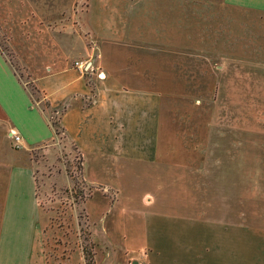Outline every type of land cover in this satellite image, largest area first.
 Segmentation results:
<instances>
[{
	"label": "rangeland",
	"instance_id": "obj_1",
	"mask_svg": "<svg viewBox=\"0 0 264 264\" xmlns=\"http://www.w3.org/2000/svg\"><path fill=\"white\" fill-rule=\"evenodd\" d=\"M0 53L54 131L28 152L39 202L51 210L50 264H85L82 253L93 264L138 257L90 226L88 201L109 216L117 198L83 180L62 109L36 86L62 63L82 62L91 85L111 65L128 87L161 94L164 145L176 153L167 164L130 167L124 190L137 204L153 195L159 209L237 226L232 236L264 245V10L224 0H0ZM5 173L0 163V211ZM122 211L125 219L137 210Z\"/></svg>",
	"mask_w": 264,
	"mask_h": 264
},
{
	"label": "crops",
	"instance_id": "obj_2",
	"mask_svg": "<svg viewBox=\"0 0 264 264\" xmlns=\"http://www.w3.org/2000/svg\"><path fill=\"white\" fill-rule=\"evenodd\" d=\"M224 1L264 10V0ZM101 67L99 78L93 73L94 85L86 81L82 68L72 63L49 68L35 81L50 106L62 109L59 124L81 155L83 180L111 188L117 198L109 216L101 213L96 200L88 201L86 213L92 231L101 230L102 240L113 247L137 251L133 264H264V245L256 244L253 238L232 236L237 226L159 209L153 195L143 206L132 198L133 191L124 190L131 166L167 164L176 152L169 153L164 145L161 94L128 87L111 65ZM11 132L20 135L18 142L10 137ZM0 137L6 142V147H0V163L6 165L0 264H50L46 240L53 231L51 210L39 202L28 152L52 141L54 131L39 102L32 101L1 53ZM130 204L137 211L122 219V208ZM81 258L85 264H93L83 253ZM101 258L95 264L105 262ZM121 260L114 254L113 262L123 263Z\"/></svg>",
	"mask_w": 264,
	"mask_h": 264
},
{
	"label": "built area",
	"instance_id": "obj_3",
	"mask_svg": "<svg viewBox=\"0 0 264 264\" xmlns=\"http://www.w3.org/2000/svg\"><path fill=\"white\" fill-rule=\"evenodd\" d=\"M75 64H76L79 68H84V65H83L82 62H76ZM10 137H11L15 142H18L19 139H20L19 135H18L17 133H15V132H11Z\"/></svg>",
	"mask_w": 264,
	"mask_h": 264
}]
</instances>
